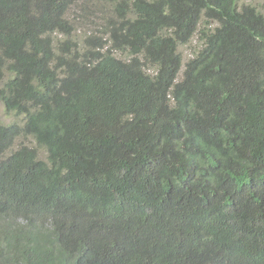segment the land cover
I'll return each instance as SVG.
<instances>
[{
  "label": "trees",
  "instance_id": "16d2710c",
  "mask_svg": "<svg viewBox=\"0 0 264 264\" xmlns=\"http://www.w3.org/2000/svg\"><path fill=\"white\" fill-rule=\"evenodd\" d=\"M0 102V264H264L256 6L0 0Z\"/></svg>",
  "mask_w": 264,
  "mask_h": 264
},
{
  "label": "rangeland",
  "instance_id": "374dc122",
  "mask_svg": "<svg viewBox=\"0 0 264 264\" xmlns=\"http://www.w3.org/2000/svg\"><path fill=\"white\" fill-rule=\"evenodd\" d=\"M244 3H251L252 5L256 6L259 10L263 11L264 13V0H242ZM91 7L92 9L88 10V17L90 19H92L93 21H97L96 18H94V15L97 14V9L96 6L97 4L94 1H91ZM78 14V13H77ZM75 25L77 27V32H76V40L81 41V37L84 34L83 29L85 30L86 26H81V19L76 15L75 16ZM83 27V28H82ZM201 47V43L199 42V40L194 37L189 43L180 46V52L183 56V59L186 60L189 57H191L199 48ZM11 114H8L5 110L3 105L0 102V121L3 123H9L11 120ZM27 143H29L30 145H33V142H31V139H27L25 140Z\"/></svg>",
  "mask_w": 264,
  "mask_h": 264
}]
</instances>
